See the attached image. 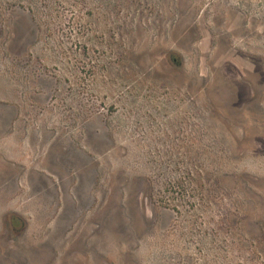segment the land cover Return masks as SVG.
<instances>
[{
  "label": "rangeland",
  "instance_id": "1",
  "mask_svg": "<svg viewBox=\"0 0 264 264\" xmlns=\"http://www.w3.org/2000/svg\"><path fill=\"white\" fill-rule=\"evenodd\" d=\"M0 264H264V0H0Z\"/></svg>",
  "mask_w": 264,
  "mask_h": 264
},
{
  "label": "trees",
  "instance_id": "2",
  "mask_svg": "<svg viewBox=\"0 0 264 264\" xmlns=\"http://www.w3.org/2000/svg\"><path fill=\"white\" fill-rule=\"evenodd\" d=\"M18 218L16 216L12 217V222H17Z\"/></svg>",
  "mask_w": 264,
  "mask_h": 264
}]
</instances>
